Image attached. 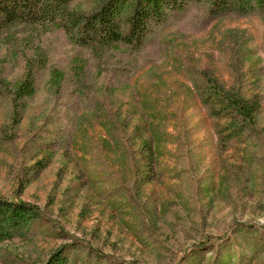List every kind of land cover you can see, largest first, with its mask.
<instances>
[{
  "label": "rangeland",
  "instance_id": "374dc122",
  "mask_svg": "<svg viewBox=\"0 0 264 264\" xmlns=\"http://www.w3.org/2000/svg\"><path fill=\"white\" fill-rule=\"evenodd\" d=\"M209 8L191 2L136 51L2 35L0 194L41 216L0 242V264H264V8ZM214 89L254 104L253 122Z\"/></svg>",
  "mask_w": 264,
  "mask_h": 264
},
{
  "label": "trees",
  "instance_id": "16d2710c",
  "mask_svg": "<svg viewBox=\"0 0 264 264\" xmlns=\"http://www.w3.org/2000/svg\"><path fill=\"white\" fill-rule=\"evenodd\" d=\"M71 1L0 0V40L6 33L13 38L16 31L27 32L36 38L43 31L60 28L76 45L98 50L117 47L136 51L158 25L186 11L191 2L203 0H97L89 11L73 9ZM209 3L213 14L226 11L245 14L264 8V0H209ZM46 56L44 51H38L28 60L27 73L18 85L17 98L34 94L35 65L43 66ZM4 84L0 77V90ZM213 93L222 99L221 102L226 101L228 104L223 107L232 108L238 118L253 122L255 105L249 100L225 95L218 89ZM40 216L41 210L37 206L0 194V242L15 234L23 235L30 223ZM49 264H66V258L57 252Z\"/></svg>",
  "mask_w": 264,
  "mask_h": 264
}]
</instances>
